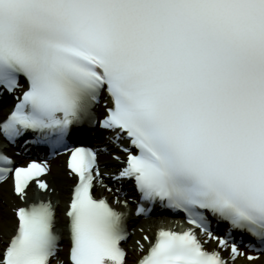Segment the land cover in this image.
<instances>
[{"label": "snow or ice", "instance_id": "snow-or-ice-1", "mask_svg": "<svg viewBox=\"0 0 264 264\" xmlns=\"http://www.w3.org/2000/svg\"><path fill=\"white\" fill-rule=\"evenodd\" d=\"M94 129L124 154L112 153L122 167L111 178L134 182L135 213L158 203L191 226L144 235L149 247L136 242L134 264H255L264 254V0H0V137L15 145L30 132L51 155L62 149L72 180L60 207L43 178L47 160L21 165L0 150V186L11 178L19 201L6 213L0 196V264H129L126 215L94 193L113 191L98 159L107 145L68 146ZM210 217L226 222L224 235ZM234 232L249 237L248 251Z\"/></svg>", "mask_w": 264, "mask_h": 264}, {"label": "bare ground", "instance_id": "bare-ground-1", "mask_svg": "<svg viewBox=\"0 0 264 264\" xmlns=\"http://www.w3.org/2000/svg\"><path fill=\"white\" fill-rule=\"evenodd\" d=\"M10 100L11 98L7 100V103ZM90 135L98 136L100 138L99 141L103 140L102 133L92 132L90 133ZM101 145H107L108 150L114 147L112 144H109L108 142L103 143ZM25 149H27V147L16 150L21 152L20 155H17V152L15 151L12 152L13 158L17 163L27 162L26 160L29 155L34 156L33 151L31 150L27 153H24ZM65 160H66V156H58L56 159H54L51 163L50 174L44 177V179H46L52 186L56 187L59 190L58 193L51 194V198L54 204H56L57 201H59L60 207L65 206V203L68 199L69 189L72 185V180L65 176V164H66ZM99 161L101 165V172L102 175L104 176V184L108 183L109 184L108 187H110L113 191L108 192L106 188H103L102 185L98 184L95 188V194L99 197L105 196L106 198L110 199L113 203H115L117 199L122 201L121 194L125 190L121 187L122 186L124 187L127 183L125 181L120 182L119 180L117 181L111 180L112 173H117L118 171L117 166L113 160V157L106 153H102L99 157ZM131 186L132 184L129 185V187ZM117 189H119V191H117ZM0 196H2L3 198L4 208L6 213H7L8 205L19 203V201L16 200V197L13 195L11 191V181H8L7 183L0 186ZM37 198H39V192L36 188V185L33 183L31 188L29 189V199L31 200ZM125 199L128 200V197H125ZM153 213L155 214L159 213L157 208H155ZM139 219L132 218L129 220L130 237L128 239V243L125 244L129 254L128 256L129 264L138 260L139 257L143 254L141 251L138 250V245L136 243L137 241H140V243L144 244V251L147 250L149 243L143 240L144 235H148L149 238L153 240L155 237V233L158 229L163 227L164 228L173 227L176 224L174 219L166 218L161 215L160 216L153 215L152 217L142 221L141 220L139 221ZM212 227L214 228V223H212ZM215 230L217 235H224L227 229L218 226L216 227ZM207 246L208 248L212 249L216 245L214 242H210L207 244ZM241 248L242 250L248 251L247 249L244 248V244H242ZM251 254L256 255V253L254 252ZM66 255L67 253L60 251L59 258L66 260ZM237 264H248V262L246 260L241 259L237 262ZM255 264H264V254H260L259 259L255 261Z\"/></svg>", "mask_w": 264, "mask_h": 264}]
</instances>
